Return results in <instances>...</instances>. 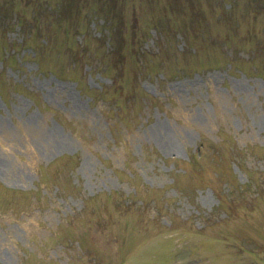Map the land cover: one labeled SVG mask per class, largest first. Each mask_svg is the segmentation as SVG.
Segmentation results:
<instances>
[{"label": "rangeland", "instance_id": "obj_1", "mask_svg": "<svg viewBox=\"0 0 264 264\" xmlns=\"http://www.w3.org/2000/svg\"><path fill=\"white\" fill-rule=\"evenodd\" d=\"M0 264H264V0H0Z\"/></svg>", "mask_w": 264, "mask_h": 264}]
</instances>
